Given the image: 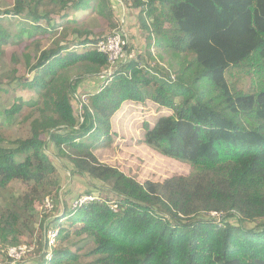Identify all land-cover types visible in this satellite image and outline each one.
<instances>
[{
    "label": "trees",
    "instance_id": "trees-1",
    "mask_svg": "<svg viewBox=\"0 0 264 264\" xmlns=\"http://www.w3.org/2000/svg\"><path fill=\"white\" fill-rule=\"evenodd\" d=\"M119 1L138 10L148 50L133 53L129 43L111 77L107 56L89 46L106 35L88 26L84 11L112 32L121 24L114 0H14L1 11L31 21L15 34L0 25V48L14 36L36 52L30 76L17 77V68L0 76L1 92L17 81L33 93L0 102V189L23 186L21 205L2 211L0 242L25 244L15 227L40 220L42 250L48 230L59 229L49 264H264V0ZM46 38L52 47L43 48ZM153 44L180 64L177 80L151 60ZM234 68L258 75L253 89L231 86ZM91 77L106 81L79 97L76 113L74 94ZM129 104L154 105L159 115L143 122L142 143L189 172L156 179L151 171L143 181L104 162L116 141L113 119ZM16 121L22 135L10 140L5 125ZM57 158L74 176L99 182L86 193L99 199L68 208ZM48 197L53 210L37 211ZM83 241L94 247L81 253Z\"/></svg>",
    "mask_w": 264,
    "mask_h": 264
},
{
    "label": "rangeland",
    "instance_id": "rangeland-1",
    "mask_svg": "<svg viewBox=\"0 0 264 264\" xmlns=\"http://www.w3.org/2000/svg\"><path fill=\"white\" fill-rule=\"evenodd\" d=\"M12 5H14V0H0V17H2V19H0V25L15 34L20 33L23 27H28V24L31 20L27 19L24 16L13 17L11 15L7 16L5 13H1V11L9 8ZM114 6L117 11V16L120 19V23L122 24V27L129 35V40L131 43L130 47L132 48V45L134 46L133 53H135L137 50H148L147 37L149 36V32L141 28L138 17V10L128 8L126 5L123 4L122 1L119 0H114ZM89 12L90 10H88V12L84 11V15H87L89 17V20H87L89 22L88 26L91 25L95 33H102L103 35H108L111 32V29L107 23V20L99 18L96 15L89 16ZM84 15L83 11H81L79 13H75L74 18L77 19L76 17L78 16V20H81ZM72 37V35L69 36L70 39ZM14 41L15 38L14 36H12L10 38V44L6 45L3 48H0V76L3 77V80L6 76V72L11 71L15 68H17L18 70V73L16 74L17 77L22 78L23 76L27 75L30 76L27 62L28 59L32 57V55H35V48L31 44L29 45L28 42H24L21 40L19 44H15ZM42 44L43 48L52 47L53 39L46 38L44 39V41H42ZM82 49V47L77 48L78 51H82ZM150 50L152 51V57L150 58L152 61H156L157 63H159L161 72L169 75L170 77L173 74L175 75V80H177L178 73L176 72V68H179L180 64L177 65L176 68L171 66V59L167 55H164V58H161V54L164 53V50L159 49L154 44L152 47H150ZM15 53H17L16 56L18 58V62L13 60ZM126 55L128 58L129 55ZM152 70L153 73H156L154 69ZM257 76V74L248 75L245 73L244 70L239 68H234L231 72L228 71L226 73V77L231 83V86L235 85L236 88L245 90L246 92L250 91V89H253V86L256 83L253 77L256 79ZM91 80L92 82L90 83V85L92 86V88H80L77 89L74 94L73 103L76 113H78V107H80V105H78L77 103L79 102V97L89 96L91 89H93L92 91L94 92L99 91L102 87L101 84L106 81L102 78L99 79L98 77H91V79L85 80L84 84L90 82ZM3 87L7 90L4 92L0 91V102L4 101L5 104L14 103L15 97H20L24 100H27L33 94L31 91L27 90L23 83H17V81L13 83L9 82L6 86ZM153 106L154 105L151 104L148 107L140 108L129 104V106H127L129 110H125L126 107L122 108L113 119V130L116 134V141L112 147L113 149L104 150V156H102L104 162L112 165H117L123 171L130 173L134 176H139L140 180L142 179L143 181L144 179H146V177H151V171H153V176L156 179L168 177L175 173H186L190 171L187 165L174 163L173 161L167 158L160 157L158 154H155L149 149H147L146 146L142 143L144 133L143 122H153L154 119L159 115L158 111H155ZM5 126L8 128L7 132L8 138L10 140H14L18 137H21L22 134L20 132V128L17 124V121L11 126ZM6 145L8 147L11 146V144L9 143H6ZM50 151H53L55 154L58 155L57 150L56 152L54 149ZM57 161L59 164L57 166L59 167L58 169L63 179V187L61 189L60 199L64 203L67 202L68 208L72 209V204L74 200H76L80 195L87 193L88 189L96 188L95 185H99V182H92L89 181L86 177H78L71 174L72 168L70 167V164L67 162L66 159H58ZM22 189L23 186H21L19 183L5 187L4 189H0V216L3 210H14L21 205ZM95 192L97 194L100 193L99 190H95ZM48 198L53 200L52 197ZM44 203L45 201L42 204H36L35 209L37 211H40L41 208H43L44 212ZM59 208L60 210L56 214L57 216L64 218L65 212L63 211L62 203ZM66 218L68 219L69 217ZM26 221H29V219H27ZM39 223L40 220H30L28 223V227L24 223H22L23 226H20V224H18L15 227V230H17L16 234H18L17 237H19V239L25 242V244L34 246V252L31 253V255L29 256L34 258H29L30 261L32 260L33 264H36V262L40 264V261H42L41 245L43 243V237L41 231L38 228ZM62 224L64 225V222ZM9 239H11V236L9 237ZM81 243L86 244H83V249H81V253H86L94 247V243L91 241H83ZM7 246L9 245L3 246V243L0 242V264H6L5 249L7 248Z\"/></svg>",
    "mask_w": 264,
    "mask_h": 264
},
{
    "label": "built area",
    "instance_id": "built-area-1",
    "mask_svg": "<svg viewBox=\"0 0 264 264\" xmlns=\"http://www.w3.org/2000/svg\"><path fill=\"white\" fill-rule=\"evenodd\" d=\"M129 43H130L129 35L121 25L116 29H114L110 34L106 35L103 39L99 40L96 44H91L89 46L96 49L99 52L104 53L107 56L108 67L106 73L109 77H111L114 74L118 64L122 60L125 61L127 60L126 46L129 45ZM169 80L170 82L175 81V75L172 74ZM96 199L99 198L91 194L85 193L83 195H80L76 200H74L72 204V209H77L83 206L84 204L92 202ZM109 204L113 208L117 207V205L113 202ZM44 208L45 211L53 210L54 203L52 199L46 198L44 203ZM211 215L217 217L219 220H221L222 218L221 213L212 212ZM58 235H59L58 228L48 230L45 241V247L42 250L45 253L43 264H49L53 259L54 249L56 248V245L58 243ZM33 252H34V246H31L29 244H22L19 246L8 247L5 250L7 264H33L32 260L31 261L29 260V258L34 259L32 257H29ZM36 264H38V262H36Z\"/></svg>",
    "mask_w": 264,
    "mask_h": 264
},
{
    "label": "crops",
    "instance_id": "crops-1",
    "mask_svg": "<svg viewBox=\"0 0 264 264\" xmlns=\"http://www.w3.org/2000/svg\"><path fill=\"white\" fill-rule=\"evenodd\" d=\"M92 82V80L90 81V82H87V83H85L84 84V82L80 85V87L78 88V89H80V88H89V87H92L91 85H90V83ZM136 107H140V105L138 104V105H135ZM42 260V259H41ZM40 263H42V261L40 262Z\"/></svg>",
    "mask_w": 264,
    "mask_h": 264
}]
</instances>
